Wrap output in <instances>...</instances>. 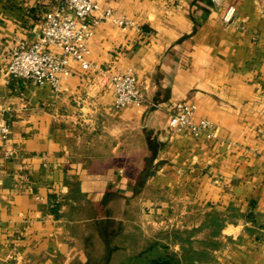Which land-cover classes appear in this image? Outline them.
I'll return each instance as SVG.
<instances>
[{
  "label": "crops",
  "instance_id": "0c3cea01",
  "mask_svg": "<svg viewBox=\"0 0 264 264\" xmlns=\"http://www.w3.org/2000/svg\"><path fill=\"white\" fill-rule=\"evenodd\" d=\"M98 2L134 25L100 20L56 92L6 68L63 1L0 0V264H145L162 247L264 264V0ZM123 72L144 104L114 105ZM177 102L210 137L169 127Z\"/></svg>",
  "mask_w": 264,
  "mask_h": 264
},
{
  "label": "built area",
  "instance_id": "2783aa9c",
  "mask_svg": "<svg viewBox=\"0 0 264 264\" xmlns=\"http://www.w3.org/2000/svg\"><path fill=\"white\" fill-rule=\"evenodd\" d=\"M64 5L52 10L46 17L39 38L27 47L12 49L6 72L11 78L23 79L33 86H49L58 92L61 80L70 75V63L81 68L89 65V39L100 20L109 19L114 25L126 29L134 25L132 19L114 15L110 8L101 9L98 0H62ZM225 0H213L221 5ZM236 12L233 4L224 7L222 21L232 22ZM97 13V14H96ZM57 47L60 53L50 50ZM114 105L117 108L140 106L145 95L137 79L130 72L114 73L109 76ZM154 105V104H152ZM169 127L176 132H200L211 136V123L206 119L195 121L193 108L186 102L170 105ZM10 126L0 118V145L7 139ZM264 254V250H262Z\"/></svg>",
  "mask_w": 264,
  "mask_h": 264
},
{
  "label": "trees",
  "instance_id": "16d2710c",
  "mask_svg": "<svg viewBox=\"0 0 264 264\" xmlns=\"http://www.w3.org/2000/svg\"><path fill=\"white\" fill-rule=\"evenodd\" d=\"M161 253H156L145 264H179L175 253L168 251L166 247Z\"/></svg>",
  "mask_w": 264,
  "mask_h": 264
}]
</instances>
